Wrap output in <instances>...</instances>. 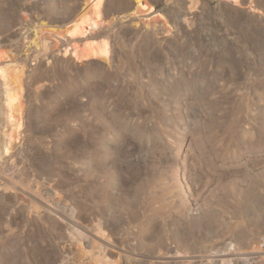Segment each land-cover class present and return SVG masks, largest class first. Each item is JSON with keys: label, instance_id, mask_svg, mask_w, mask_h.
<instances>
[{"label": "rangeland", "instance_id": "1", "mask_svg": "<svg viewBox=\"0 0 264 264\" xmlns=\"http://www.w3.org/2000/svg\"><path fill=\"white\" fill-rule=\"evenodd\" d=\"M1 70L0 264H264V0H0Z\"/></svg>", "mask_w": 264, "mask_h": 264}, {"label": "bare ground", "instance_id": "2", "mask_svg": "<svg viewBox=\"0 0 264 264\" xmlns=\"http://www.w3.org/2000/svg\"><path fill=\"white\" fill-rule=\"evenodd\" d=\"M138 2H139V1H138ZM138 2H137V3H138ZM0 75H1L2 79L5 81V74H4V72H3L2 70L0 71ZM5 84H6V82H5ZM6 92H7V93H6V95H7V98H6L7 105H5V106L8 107V111H7V112H11V107H12V105H14V103H12L13 100H14V98L12 97V94L9 93L8 90H7ZM6 101H5V102H6ZM12 108H13V107H12Z\"/></svg>", "mask_w": 264, "mask_h": 264}]
</instances>
